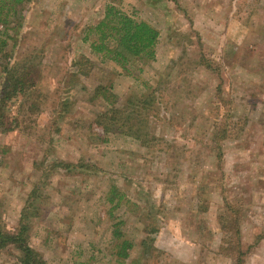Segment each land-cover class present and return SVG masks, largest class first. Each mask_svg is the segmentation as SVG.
Here are the masks:
<instances>
[{
    "label": "rangeland",
    "instance_id": "1",
    "mask_svg": "<svg viewBox=\"0 0 264 264\" xmlns=\"http://www.w3.org/2000/svg\"><path fill=\"white\" fill-rule=\"evenodd\" d=\"M107 5L157 31L153 60L121 68L91 51ZM20 13L0 27V69L27 60L37 82L0 132V227L24 216L40 264H264V0H30ZM103 89L119 109L154 91L151 147L104 135ZM18 256L5 248L0 264Z\"/></svg>",
    "mask_w": 264,
    "mask_h": 264
},
{
    "label": "trees",
    "instance_id": "2",
    "mask_svg": "<svg viewBox=\"0 0 264 264\" xmlns=\"http://www.w3.org/2000/svg\"><path fill=\"white\" fill-rule=\"evenodd\" d=\"M29 2L30 0H0V27L5 30H12V27H8L9 19L12 18L14 21L18 15L21 16L20 12ZM93 30L96 32L98 38L96 42H92L89 45L91 51L96 54H101L103 58H107L111 62L118 64L121 68H125L124 65L128 59L148 61L154 59L153 47L158 35L157 31L145 22L134 21L114 9L111 5L105 6L103 17L94 26ZM5 45L6 41L0 40V52L3 51ZM84 62L86 63L88 61L85 60ZM36 82L33 78L32 67L27 60L22 64H16L14 62L12 65H5L0 69L1 133H7L12 128H18L16 118L10 117L9 113L10 106L15 104L17 99L19 100L18 109H32L31 101L32 96L36 92ZM154 94V91H151L145 97L143 96L133 101H128V105L124 109H119L112 105L111 100L109 101L113 95L107 89L100 90L99 94L95 90L92 98L100 96L108 106L112 105L105 112L97 115V125L102 128L104 135L118 133L132 138L143 147H151L153 137H149L147 135L149 133L143 132L142 124L146 126L148 120L157 118L152 113L150 107L156 101ZM62 106L66 107L64 102H62ZM109 193L110 195H108L106 200L111 204V202H114L112 197L115 194L118 195V193L114 188H111ZM117 198L118 200L112 206L113 209L118 206L117 204L121 197L119 196ZM21 217L19 218L17 228L12 233L0 227V251L12 247L19 253V264H40L36 258L37 255L26 243L28 229L26 224L23 223V220L26 218L24 216ZM153 232H156V228L148 227L147 225L144 227L146 237ZM111 236L112 239L118 241L114 246V255L116 258H127L132 244L121 239V234L117 229L111 232ZM143 245L145 249L144 240L139 243L140 247ZM151 250L156 252L153 248Z\"/></svg>",
    "mask_w": 264,
    "mask_h": 264
}]
</instances>
